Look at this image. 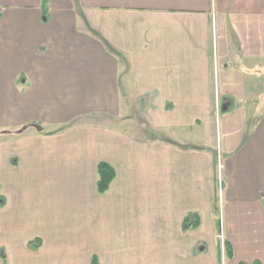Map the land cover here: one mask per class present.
<instances>
[{"label": "crops", "instance_id": "obj_1", "mask_svg": "<svg viewBox=\"0 0 264 264\" xmlns=\"http://www.w3.org/2000/svg\"><path fill=\"white\" fill-rule=\"evenodd\" d=\"M1 131L0 264H264V0H0Z\"/></svg>", "mask_w": 264, "mask_h": 264}, {"label": "rangeland", "instance_id": "obj_2", "mask_svg": "<svg viewBox=\"0 0 264 264\" xmlns=\"http://www.w3.org/2000/svg\"><path fill=\"white\" fill-rule=\"evenodd\" d=\"M216 109H217V112L219 111V108L218 106H216ZM137 105H134L132 107V109L129 110V112H126L124 115H122V117H119V119L116 121V122H113L115 125H121L125 128H127V131L137 137V138H144V139H149V137H151V135H149L148 133H143L142 131L143 130H148L147 128V125L145 124V122L143 121L142 119V116L140 115V111L137 112ZM149 131V130H148ZM0 135H4V132H0ZM154 137V139H156L157 137H159L157 134L152 136ZM151 137V138H152ZM220 160L218 162V169H219V164H220ZM222 164V163H221ZM218 169H217V172H218ZM221 173H222V170H221ZM222 184H223V181H222ZM221 188V186H220ZM219 188V190H220ZM218 208H219V212H217V221H222V216H221V212H220V209L222 208V202L218 200ZM222 235L221 232L219 233V236ZM220 242L222 241L220 238H219ZM226 240H224L225 242ZM225 249H227L225 247ZM225 255L227 254V250H225Z\"/></svg>", "mask_w": 264, "mask_h": 264}, {"label": "trees", "instance_id": "obj_3", "mask_svg": "<svg viewBox=\"0 0 264 264\" xmlns=\"http://www.w3.org/2000/svg\"><path fill=\"white\" fill-rule=\"evenodd\" d=\"M221 108H222V106H221ZM229 111L230 110L224 111V108H223L222 112L227 113ZM98 172H99L98 191H99V193L104 194L109 190L110 185L115 178V171H114L113 167H111L110 165H108L106 163H102L98 167ZM195 218H197V215L191 214L184 220V223H183L184 230H189L193 227L199 226V223L194 221ZM40 243H41L40 241L35 240V241L30 243V246H31V248L35 249V248L40 247ZM225 244H226L227 252H228L229 256L231 257L232 256V249L228 245V243H225ZM3 259H5V258L3 257ZM93 264H99V263L96 259H93Z\"/></svg>", "mask_w": 264, "mask_h": 264}, {"label": "built area", "instance_id": "obj_4", "mask_svg": "<svg viewBox=\"0 0 264 264\" xmlns=\"http://www.w3.org/2000/svg\"><path fill=\"white\" fill-rule=\"evenodd\" d=\"M222 169H223V166H222V164L220 163V164H219V174H220V176H219V181H220V186H221V187H222V181H223V179H222V173H221V170H222ZM221 234H222V235H220L219 238L222 240L221 242H222V244H223V246H224V250H226V249H225L226 245H225V242H224L225 237H224V234H223L222 231H221Z\"/></svg>", "mask_w": 264, "mask_h": 264}]
</instances>
